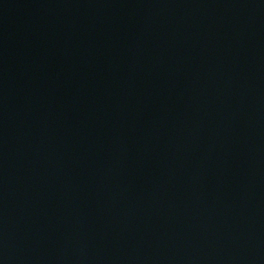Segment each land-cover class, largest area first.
<instances>
[{"label":"water","instance_id":"95a60500","mask_svg":"<svg viewBox=\"0 0 264 264\" xmlns=\"http://www.w3.org/2000/svg\"><path fill=\"white\" fill-rule=\"evenodd\" d=\"M0 264H264V0H0Z\"/></svg>","mask_w":264,"mask_h":264}]
</instances>
